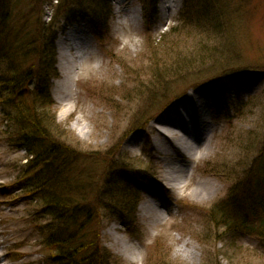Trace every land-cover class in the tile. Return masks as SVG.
<instances>
[{
    "label": "rangeland",
    "instance_id": "obj_1",
    "mask_svg": "<svg viewBox=\"0 0 264 264\" xmlns=\"http://www.w3.org/2000/svg\"><path fill=\"white\" fill-rule=\"evenodd\" d=\"M12 1L16 14L35 8L34 0ZM72 1H40L44 3L41 9L45 22L54 15L59 18L54 28L58 75L50 86L56 122L90 152L89 158L77 161L74 171L82 179L95 182L99 198L110 193L106 205L113 209L126 206L127 202L114 203L125 190L132 196L135 190L140 195L130 219L121 221L110 211L102 215L99 239L111 256L110 262L264 264V240L232 230L225 232L220 217L233 215L228 200L234 193L247 196L253 172L264 163V0H214L228 20L216 33L212 29L182 28V0H168L165 15L162 0H157L158 14L156 11L150 23L145 22L139 0H103L110 6V14L97 28L98 35L81 9L87 8L90 0H77L80 7ZM61 2L65 7L56 13ZM131 11L137 18L136 25L131 21ZM76 25L87 32L93 53L86 54L82 69L77 71L74 92H79V101L74 93L69 103L64 94L62 70H66V64L59 43L62 39L69 42L66 32ZM74 51L69 52L74 55ZM98 62L104 72L98 71V79L93 81L92 70L89 73L88 69ZM85 72L88 77H84ZM241 77L248 86L239 85ZM101 78L103 82L98 81ZM215 80H219V100L224 103L216 114L210 101ZM188 93L201 96L218 126L208 156L189 166L194 169L195 180H210L221 187L208 199L192 196L189 190L176 193L168 188L160 156L150 148L144 130L139 129L150 115L158 112V119ZM85 104H94L92 116L82 107ZM78 117L75 128L72 124ZM7 132L0 116V264H45L37 229L44 219L17 184L26 162L25 152ZM130 140L137 145L129 147ZM203 166L205 171L201 170ZM112 171L128 176V182L135 179L133 175H140L136 179L144 184L133 181L126 187L112 179L103 185ZM183 193L189 198L181 199ZM153 198L164 202L163 217L156 222L141 210ZM113 234L125 239L137 253L123 252ZM184 241L186 249L192 250V258L177 252Z\"/></svg>",
    "mask_w": 264,
    "mask_h": 264
},
{
    "label": "trees",
    "instance_id": "obj_2",
    "mask_svg": "<svg viewBox=\"0 0 264 264\" xmlns=\"http://www.w3.org/2000/svg\"><path fill=\"white\" fill-rule=\"evenodd\" d=\"M40 1L34 0V9L16 14L12 0H0L1 122L15 143L26 152V162L17 183L22 193L35 203L37 215L44 219L37 229L43 237L47 264H116L110 262L111 256L99 239L102 215L110 211L121 221L130 219L139 202V193L135 190L136 194L132 196L125 190L119 196L120 200L114 198V203L127 202L126 206L113 209L105 202L111 200L110 193L99 198L94 189L95 182L82 179L79 172L74 171L77 161L81 157L89 158L91 154L56 122L50 86L51 80L58 75L54 28L59 18L54 15L45 22L41 9L44 3ZM97 1L90 0L87 8L81 7L94 29L105 24L110 13L105 1ZM72 2L80 7L77 0ZM156 2L140 0L147 21L156 16ZM64 7L61 2L56 13ZM180 19L182 28L205 32L212 29L215 33L220 32L228 21L214 0L199 3L183 0ZM211 97L213 107L221 109L224 103L219 100L221 95L215 88ZM138 176L133 175L135 179L128 182V176L113 172L103 185L112 179L120 180L126 187L133 181L144 184L139 179L141 176L136 179ZM246 189L247 196L234 193L228 200L233 215L220 214L223 229L264 240V163L257 166ZM122 196L124 200H121Z\"/></svg>",
    "mask_w": 264,
    "mask_h": 264
},
{
    "label": "bare ground",
    "instance_id": "obj_3",
    "mask_svg": "<svg viewBox=\"0 0 264 264\" xmlns=\"http://www.w3.org/2000/svg\"><path fill=\"white\" fill-rule=\"evenodd\" d=\"M114 2H118L113 0ZM167 1L162 0L161 11L165 15L169 10ZM130 18L133 24H137V18L133 11L130 12ZM134 25V26H135ZM69 42L62 39L59 43L61 49V56L65 59V64L68 65L62 70L65 75L64 94L70 103L74 93L75 99L79 101V92H74L75 80L77 76L78 68L83 66V60L88 53L92 55L91 40L87 35V32L83 27L78 25L70 28L66 32V38ZM75 50V54L71 55L69 51ZM90 57V56H88ZM99 63V62H98ZM102 64H96L88 69V72H92V79L96 81L98 71L104 72L101 69ZM114 75V74H113ZM84 77H88L85 72ZM104 78L98 80L103 82ZM241 87H246L249 84L243 81V78H238ZM92 81V80H90ZM92 81V82H93ZM83 100V99H82ZM85 101V99L83 100ZM88 114L91 116L95 113L94 104L87 107L83 105ZM178 107L182 109V112L178 111ZM67 111V110H66ZM63 115V114H62ZM155 119L152 116L151 119ZM150 119V120H151ZM145 120V124L140 128L144 130L145 139L149 142L150 148L155 150L160 156L162 163V177L168 184V188L172 189L176 193H182L189 190V194L199 198H210L217 194L221 187L216 185L210 180H195L194 169L189 168L195 161H202L208 156L214 143V138L218 126L216 121L212 119L207 113L206 104L202 100L201 96L188 93L184 95V98L177 102V105H172L168 108V111L159 116L154 121ZM79 117L73 122L72 126L78 127ZM134 139V136H133ZM135 140V139H134ZM129 147H134L137 142L129 141ZM142 146V145H139ZM188 165V167H187ZM197 168V166H195ZM228 174L224 172L223 175ZM190 180V181H188ZM181 196V199L189 198L185 193ZM156 198V195H154ZM163 201H156L154 198L145 202L141 206V210L152 221L156 222L163 217L162 205ZM115 242L120 243L121 250L127 252L132 250V254H136V249L128 244V242L113 234ZM177 252L187 254L192 258V250L186 249V242L184 241L178 248Z\"/></svg>",
    "mask_w": 264,
    "mask_h": 264
}]
</instances>
